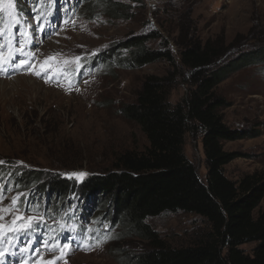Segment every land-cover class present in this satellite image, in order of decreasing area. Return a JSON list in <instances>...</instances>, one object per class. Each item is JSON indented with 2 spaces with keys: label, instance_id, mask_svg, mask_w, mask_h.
<instances>
[{
  "label": "rangeland",
  "instance_id": "obj_1",
  "mask_svg": "<svg viewBox=\"0 0 264 264\" xmlns=\"http://www.w3.org/2000/svg\"><path fill=\"white\" fill-rule=\"evenodd\" d=\"M47 1L51 0H38L36 8L32 0H0V45L4 46L0 56L7 61L14 55L13 66L0 71V167L43 170L39 184L46 183L52 172L65 177L85 173L80 179L73 177L81 183L93 173L111 169L118 154L148 146L141 127L126 118L121 107L135 100L146 76L165 75L174 68L166 60L137 67L107 61L91 65L114 45L158 30L179 66L170 95L174 104L189 88L180 51L190 39L224 44L222 60L264 50V0H141L133 3V16L127 19L111 18L102 8L88 12L87 5H82L67 15L61 11L48 25L36 13ZM148 45L160 47L157 40ZM20 61L26 63L20 65ZM216 92L227 102L220 113L231 128L259 132L223 141L225 150L238 155L225 166V174L238 180L255 171L264 173V58L232 73ZM201 134H187L185 151L205 178ZM4 183L1 179L0 225L22 228L29 217L34 219L30 230L19 232L18 237L0 230L2 264H134L131 256L145 247L119 222L104 223L96 232L88 227L79 238L74 223L44 213L54 204L47 202L46 193L39 194V184L21 186L10 180L5 189ZM70 199L76 203V193ZM92 208L90 219L96 223L98 211ZM260 210H264V198L255 215ZM147 222L173 246L192 243L196 234L209 229L201 216L182 210L150 217ZM50 224L64 226V234L50 237L52 232H46ZM28 242L31 250L21 251L29 247ZM255 246L250 242L241 247L252 254Z\"/></svg>",
  "mask_w": 264,
  "mask_h": 264
},
{
  "label": "trees",
  "instance_id": "obj_2",
  "mask_svg": "<svg viewBox=\"0 0 264 264\" xmlns=\"http://www.w3.org/2000/svg\"><path fill=\"white\" fill-rule=\"evenodd\" d=\"M138 2L141 0H51L40 4L41 11L36 13L48 25L61 11L67 15L87 5L88 12L102 8L111 18L127 19L133 16V3ZM32 3L38 8V0ZM150 40H157L160 47H150ZM223 50L220 42L194 39L181 46L180 61L184 72H188L189 88L174 104L170 95L179 66L167 39L158 30L132 35L114 45L91 65L107 61L137 67L166 60L174 68L165 75L146 76L135 100L121 107L122 114L141 127L148 146L143 151L118 154L111 169L93 173L81 183L52 172L46 176V183L39 184L43 170L3 166L0 180H5L4 188L10 180L21 186L39 184V194L46 193L47 202L54 204L44 208V213L74 223L79 238L85 236L88 227L96 232L104 223L113 226L119 222L128 235L145 242V247L131 256L134 264H264V210L254 213L264 198V173L255 171L238 180L229 178L225 166L238 155L223 145V141L257 136L259 132L231 128L220 113L227 102L216 92L232 73L264 58V50L222 60ZM198 131L202 133L205 178L185 151L187 134ZM32 187L28 188L30 192ZM74 193L77 201L73 204L70 198ZM92 206L98 211L100 221L96 223L90 219ZM179 210L201 216L209 229L196 234L192 243L173 246L147 220ZM46 227L52 232L50 237L64 234V226ZM250 242L256 243L252 254L241 247Z\"/></svg>",
  "mask_w": 264,
  "mask_h": 264
},
{
  "label": "snow or ice",
  "instance_id": "obj_3",
  "mask_svg": "<svg viewBox=\"0 0 264 264\" xmlns=\"http://www.w3.org/2000/svg\"><path fill=\"white\" fill-rule=\"evenodd\" d=\"M9 7H12V5H9ZM17 23H19V22L17 21ZM3 50H4V46L0 45V52H2ZM13 59H14V55L10 56L7 59V61H5V59L2 56H0V64L4 65L3 67H0V71H6L7 67L13 66V64H12ZM77 59H79V58H77ZM25 63H26V61H20V65H23ZM36 74L39 75V73H36ZM0 163H2V162H0ZM64 175H66L70 179L73 178V177H75L77 179H80V178H82L85 175V173H75V172H73V173H66ZM15 203H16V199L13 200V205H15ZM22 219H23V217H17L16 218V220H22ZM33 219L34 218L29 217L28 218L29 223L24 225L22 228H17V227L9 228L6 225H0V230L11 231L12 233L16 234L17 237H18L19 232L24 231V230H30V228L32 226L31 222L33 221ZM16 220L13 221V225L16 224ZM0 243H2V241H0ZM28 244H29V247L28 248H22L21 251H30L31 250L30 242H28ZM64 246L67 247V245H64ZM2 256H4V253L0 252V257H2ZM56 259H59V257H57ZM0 264H2V261H0ZM45 264H55V262L54 261H48V262H45Z\"/></svg>",
  "mask_w": 264,
  "mask_h": 264
},
{
  "label": "bare ground",
  "instance_id": "obj_4",
  "mask_svg": "<svg viewBox=\"0 0 264 264\" xmlns=\"http://www.w3.org/2000/svg\"><path fill=\"white\" fill-rule=\"evenodd\" d=\"M2 72H0V74H1Z\"/></svg>",
  "mask_w": 264,
  "mask_h": 264
}]
</instances>
